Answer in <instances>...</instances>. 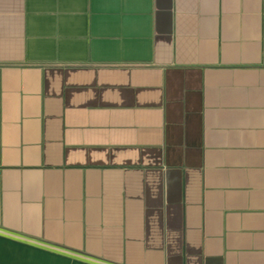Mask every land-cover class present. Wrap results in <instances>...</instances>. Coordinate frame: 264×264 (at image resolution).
<instances>
[{"label": "crops", "instance_id": "crops-1", "mask_svg": "<svg viewBox=\"0 0 264 264\" xmlns=\"http://www.w3.org/2000/svg\"><path fill=\"white\" fill-rule=\"evenodd\" d=\"M0 264H264V0H0Z\"/></svg>", "mask_w": 264, "mask_h": 264}]
</instances>
